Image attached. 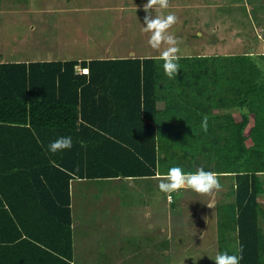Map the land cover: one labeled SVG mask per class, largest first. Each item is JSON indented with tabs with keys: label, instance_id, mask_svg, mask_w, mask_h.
Listing matches in <instances>:
<instances>
[{
	"label": "trees",
	"instance_id": "16d2710c",
	"mask_svg": "<svg viewBox=\"0 0 264 264\" xmlns=\"http://www.w3.org/2000/svg\"><path fill=\"white\" fill-rule=\"evenodd\" d=\"M243 57L235 73L243 90L232 106L243 109L256 96L255 120L248 126L243 109L240 122L228 116L223 127L229 137L222 144L225 158L232 159L235 144L242 162L216 172L230 174L234 183V199L216 206L218 252L239 254L243 246L240 264H264V185L258 174L264 173V64L250 60L259 76L244 89V68L251 64ZM161 67L163 60L153 56L0 61V264H74L71 181L154 177L167 160L158 152L168 155L178 147L175 138L197 131L195 125L185 128L191 114L181 118L174 104L181 79L191 74L194 81L193 67L180 64L179 87L168 77L163 82ZM202 67L195 69L206 76L208 66ZM222 87L228 93L230 86ZM191 90L186 83L185 95ZM67 136L70 149L49 151L51 142ZM227 232L235 233L234 247Z\"/></svg>",
	"mask_w": 264,
	"mask_h": 264
},
{
	"label": "rangeland",
	"instance_id": "374dc122",
	"mask_svg": "<svg viewBox=\"0 0 264 264\" xmlns=\"http://www.w3.org/2000/svg\"><path fill=\"white\" fill-rule=\"evenodd\" d=\"M147 2L0 0V61L159 57L166 46L160 50L150 47V34L141 30L145 26L144 17L149 13L152 16L175 13L179 21L169 31L180 41L179 64L193 67L194 81H190L191 74L181 79V90L174 104L181 110V118L191 114L185 128L195 125L197 131L181 129L185 134L175 138L178 147L172 148L168 155L158 152L160 159L164 156L167 159H162V171L158 168V172L166 173L174 166L185 172H195L200 167L214 172L239 168L242 156L237 158L240 152L233 141L232 159L225 158L228 149L222 144L229 137L227 128L223 127L226 118L240 109L232 103L242 87L240 81L236 83L239 79L235 73L241 68L243 56L251 64L244 68V71L248 69L244 89L259 76L258 67L250 60L257 58L264 64V0H169L167 9L156 7L146 13ZM197 66H203L201 72L208 66L203 79L199 69H195ZM180 72L181 69L178 75ZM180 78L172 79L174 86L179 87ZM166 80L165 75L163 82ZM186 83L192 87L190 96L184 93ZM225 85L230 86L228 93L221 90ZM198 86L202 90L196 94ZM248 99L244 110L251 126L255 120L256 96L251 94ZM164 106L163 102L158 104L159 109ZM205 116L209 123L206 132L201 127ZM201 132V137L197 136ZM251 150L247 158L253 159L249 167L254 168ZM173 154V159L168 161ZM258 174L264 185V173ZM219 177L222 191L216 194L213 208L207 206L208 197L191 190L174 192L169 201L159 190L156 178L72 180L71 209L78 217L77 229L71 227L75 259L82 264H134L135 261L143 264V259L135 260V255L144 247L154 254L152 247L158 249L164 264H215L219 247L216 206L234 198L232 177ZM262 200L263 196L259 195V201ZM260 225L264 232L263 218ZM226 237L234 247L235 233L227 232ZM163 241L164 254L161 253Z\"/></svg>",
	"mask_w": 264,
	"mask_h": 264
},
{
	"label": "clouds",
	"instance_id": "9594fccd",
	"mask_svg": "<svg viewBox=\"0 0 264 264\" xmlns=\"http://www.w3.org/2000/svg\"><path fill=\"white\" fill-rule=\"evenodd\" d=\"M159 7L167 9L169 0H148L144 5V11L149 13V9ZM179 21L175 13L152 16L150 13L144 17V27L142 31L149 33L148 44L154 50L160 51L159 59L163 60V71L169 79L176 78L180 64V41L169 30ZM202 130L207 131V117L202 120ZM72 147L71 136L60 137L49 145V151L55 153ZM159 180L158 188L165 193L168 200L171 201V194L180 190H191L199 195L209 198L207 206H215L216 194L222 191L219 174L214 171H206L203 167L198 168L195 172H185L181 167L174 166L167 170L166 173H158L155 177ZM239 254H229L228 252H218L214 257L215 264H240L243 259V246L237 249Z\"/></svg>",
	"mask_w": 264,
	"mask_h": 264
},
{
	"label": "crops",
	"instance_id": "0c3cea01",
	"mask_svg": "<svg viewBox=\"0 0 264 264\" xmlns=\"http://www.w3.org/2000/svg\"><path fill=\"white\" fill-rule=\"evenodd\" d=\"M141 57V56H140ZM160 102H158L157 103V107H158V104H159ZM159 108V107H158ZM239 109V108H238ZM244 109V108H243ZM243 109H239L240 110V112L239 113H232V118H233V120L235 119V122H238L239 121V119H241V116H242V112H243ZM237 114V115H236ZM238 114H239V118L237 117L238 116ZM219 174V173H218ZM219 175H227V176H231L230 174H219ZM156 176H154V177H139V178H128V179H131V180H133V179H140V180H145V179H147V178H155ZM74 180V179H73ZM129 184H131V182H129ZM72 198H71V192H70V207H71V203H72V200H71ZM234 199V198H233ZM232 201V200H231ZM144 207H148V206H144ZM147 213H149V211H147ZM71 216H72V225H71V227L73 228V230H76L77 229V226H78V224H77V219H78V217H77V215L76 214H74L73 212H72V209H71ZM72 237H73V233H72ZM163 238H164V236H163ZM73 240V239H72ZM85 241V240H84ZM148 249H150V248H146V247H144V248H142V250H141V253L140 254H136L135 255V260H137V259H140V258H142L143 259V264H144V261H145V263L146 264H150L151 263V261H152V264H164V260H163V257H160L159 256V251H158V249L157 250H154L152 247H151V249H152V251H153V253L154 254H151V253H149L148 251ZM161 253L162 254H164V241H163V243L161 244ZM134 255V253H132L131 254V256H130V258L129 259H131L132 258V256ZM74 258H76L75 256H74ZM82 259H83V257H82ZM100 262V261H99ZM101 263V262H100ZM135 263H136V261H135ZM134 263V264H135ZM75 264H82L79 260L77 261H75ZM84 264H85V262H84ZM121 264H127V262H121Z\"/></svg>",
	"mask_w": 264,
	"mask_h": 264
},
{
	"label": "built area",
	"instance_id": "2783aa9c",
	"mask_svg": "<svg viewBox=\"0 0 264 264\" xmlns=\"http://www.w3.org/2000/svg\"><path fill=\"white\" fill-rule=\"evenodd\" d=\"M76 69H77V71H79V72H80V68H79L78 66H77V68H76Z\"/></svg>",
	"mask_w": 264,
	"mask_h": 264
},
{
	"label": "water",
	"instance_id": "95a60500",
	"mask_svg": "<svg viewBox=\"0 0 264 264\" xmlns=\"http://www.w3.org/2000/svg\"><path fill=\"white\" fill-rule=\"evenodd\" d=\"M78 60H80V59H78Z\"/></svg>",
	"mask_w": 264,
	"mask_h": 264
}]
</instances>
